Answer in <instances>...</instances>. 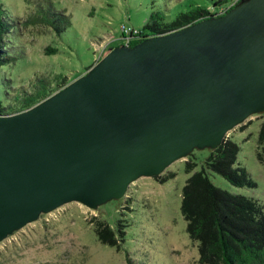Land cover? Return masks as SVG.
<instances>
[{"label":"water","instance_id":"obj_1","mask_svg":"<svg viewBox=\"0 0 264 264\" xmlns=\"http://www.w3.org/2000/svg\"><path fill=\"white\" fill-rule=\"evenodd\" d=\"M264 111V0L113 47L33 106L0 113V242L69 202L89 209Z\"/></svg>","mask_w":264,"mask_h":264},{"label":"rangeland","instance_id":"obj_2","mask_svg":"<svg viewBox=\"0 0 264 264\" xmlns=\"http://www.w3.org/2000/svg\"><path fill=\"white\" fill-rule=\"evenodd\" d=\"M214 1L0 0L13 23L10 32L3 35L5 49L14 57L12 62L0 66V102L4 112L19 108L15 98L21 87L30 90L38 75L53 81L55 75L61 74L69 83L85 73L96 62L99 49L107 54L123 42L119 36H126L128 27L142 29L151 13L157 12L164 21H171L192 7L215 6ZM47 2L54 11L67 15L69 24L60 34L37 16L38 3L46 7ZM34 16L38 18L32 22ZM47 47L55 51L46 53ZM61 86L52 82L50 88L54 93ZM263 120L264 111L252 114L227 132V137L239 146L237 163L248 170L255 187L233 186L221 175L206 170L217 187L253 197L262 204L264 161L256 157V140ZM209 152V148L192 151L194 170L203 167ZM186 160L184 157L172 162L160 174L174 173L164 182L153 176L139 177L124 196L96 209L69 202L41 214L0 242V264H128L127 257L133 264H198V243L188 236L180 211L182 187L190 174L185 171ZM98 220L114 229L118 223L124 225L119 249L98 240L93 225Z\"/></svg>","mask_w":264,"mask_h":264},{"label":"trees","instance_id":"obj_3","mask_svg":"<svg viewBox=\"0 0 264 264\" xmlns=\"http://www.w3.org/2000/svg\"><path fill=\"white\" fill-rule=\"evenodd\" d=\"M235 0H216L212 7H192L180 12L171 21L164 19L156 12L151 13L149 21L140 32L151 34H165L181 29L201 19L217 17L210 11L226 10ZM239 1V0H238ZM238 4V2L236 1ZM37 16L51 26L57 34L64 31L69 24L67 15L54 11L47 2L46 7L39 3ZM32 18V22L37 20ZM13 23L10 22L0 4V66L10 63L14 57L8 54L3 35L10 32ZM135 29V28H133ZM135 40L134 45L143 38ZM52 47L46 48V53L54 52ZM52 82L65 86L64 75L58 74L52 78L38 75L31 83V89L21 87L15 100L19 108L4 112V105L0 102V113L11 114L25 110L45 99L53 93ZM17 108V107H16ZM210 152L200 170H194L196 162L192 152L186 157L185 171L190 173L182 187L180 211L186 222V232L192 241L198 243V264H264V204L257 199L240 193L230 192L214 185L209 179L206 170L217 173L236 187H255V182L248 170L237 163L239 146L228 137ZM256 157L264 161V120L261 122L256 140ZM174 173L154 176L159 182H164ZM97 238L100 242L119 249L124 239L125 231L121 223L116 229L103 220L94 224ZM128 264H133L127 257Z\"/></svg>","mask_w":264,"mask_h":264},{"label":"built area","instance_id":"obj_4","mask_svg":"<svg viewBox=\"0 0 264 264\" xmlns=\"http://www.w3.org/2000/svg\"><path fill=\"white\" fill-rule=\"evenodd\" d=\"M236 1L238 2V0L233 1L228 6L229 8H227L226 10H223V9L222 10L211 9L210 11H212L213 13H215V16H220V15L224 14L226 11L230 10L231 8L235 7L236 5H238L240 3V1H239L238 4H237ZM124 32H125L126 36H124V35L123 36H119L120 39H122L124 43H126V41L129 40L130 38H132L133 36H138L141 33L138 29H133L131 27H128ZM107 46H106V49L105 50H107ZM100 51L101 50L99 49L98 54H97L96 59H95L96 62L99 59H101L103 57V55H104L103 54L104 50L101 53H100Z\"/></svg>","mask_w":264,"mask_h":264},{"label":"flooded vegetation","instance_id":"obj_5","mask_svg":"<svg viewBox=\"0 0 264 264\" xmlns=\"http://www.w3.org/2000/svg\"><path fill=\"white\" fill-rule=\"evenodd\" d=\"M241 1H242V0H241ZM241 1H240V2H241ZM144 34H148V33H144ZM144 34H142V35H140V36H138V37H132V38H130L129 40H127L126 43L122 42L121 44H127V45H130V44H132V42H134L135 40L141 39V37H145ZM121 44H120V45H121Z\"/></svg>","mask_w":264,"mask_h":264}]
</instances>
